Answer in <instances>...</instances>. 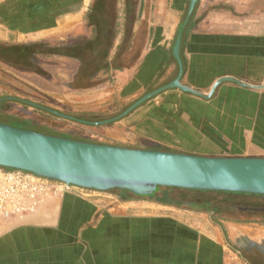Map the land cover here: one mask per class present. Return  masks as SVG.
Returning a JSON list of instances; mask_svg holds the SVG:
<instances>
[{
    "label": "crops",
    "instance_id": "0c3cea01",
    "mask_svg": "<svg viewBox=\"0 0 264 264\" xmlns=\"http://www.w3.org/2000/svg\"><path fill=\"white\" fill-rule=\"evenodd\" d=\"M188 2L35 0L34 24L28 29L39 33L31 41L48 42L52 49L39 57L67 65L71 91L98 97L87 111H101L103 118L109 102L116 105L117 117L177 77L179 63L173 48L180 35L179 83L206 95L223 79L212 95L201 98L177 88L163 89L107 123L96 136L141 144L128 146L132 148L167 146L194 155L264 157V0H196L187 16ZM78 46H86L82 55L75 51L69 55ZM92 63L99 65L87 68ZM79 79L84 84L74 86ZM117 194L112 189L72 190L51 198L36 214L4 222L0 264H137L138 232L131 227L137 216L123 209L138 201H124ZM140 202L188 210L185 204ZM237 206L248 211L244 218L224 219L258 228V239L237 240V252L248 264H264V206L254 202ZM234 208L227 206L236 212ZM146 217L153 223L171 221L164 215ZM223 222L218 220V225ZM94 233L97 237L91 236ZM146 234L152 240L155 233ZM94 240L107 242L108 251L94 253L90 248ZM243 242L251 247H242ZM180 254L174 255L181 259ZM168 258L151 253L147 264H173Z\"/></svg>",
    "mask_w": 264,
    "mask_h": 264
},
{
    "label": "rangeland",
    "instance_id": "374dc122",
    "mask_svg": "<svg viewBox=\"0 0 264 264\" xmlns=\"http://www.w3.org/2000/svg\"><path fill=\"white\" fill-rule=\"evenodd\" d=\"M34 1L0 0V45L33 42L31 40L39 34L28 29L34 24ZM26 12L30 13L28 17L25 15ZM9 56L8 53L0 49V58L2 59H0V122L44 134L98 141L96 143L105 142L103 144L112 143V145L119 143L125 147L141 145L136 140H110L100 137V135L96 136L106 124L86 125L51 113V111H55L87 121H100L119 114L112 101L107 104L105 111H102L107 115L104 118L101 111H87L88 105L98 97L85 95L83 90H70L72 84L67 76L65 63L51 64L49 57L42 58L37 55L33 60L27 58L13 63L16 69L6 64L10 60ZM83 84L81 79L73 83L77 87H81ZM166 147L160 146V150H167ZM85 189H82L83 192ZM61 195H50L42 208L44 209L45 204L49 203L53 197ZM173 197L176 200L189 202L201 199L238 205L254 202L264 206V197L258 196L176 192ZM134 200L138 201L137 205H131L123 211L137 216L136 219H133L134 222L131 226L138 232V238L135 241L137 254L134 260L137 264H147L151 253L160 258L162 255L167 256L169 262L173 261V264H248L237 252V240L244 236L258 239L257 226L232 225L219 214L203 210H189V208L186 210L184 207L172 206L170 208L146 206L140 202L145 201V198L137 197ZM107 208H105L106 211ZM224 213L229 216L234 215L230 211ZM146 215H164L172 222L153 223ZM258 215L247 214L251 218H257ZM218 220L224 222L218 225L220 224ZM148 232L155 233L152 235V240L151 236L146 234ZM91 236L97 237V233L91 234ZM147 236L149 237L145 238ZM93 243L90 248L96 254L98 249H101L99 252L102 254H105L109 249L107 242L98 244L94 240ZM83 251L84 248L81 252L83 253ZM176 252L181 253V259L174 255Z\"/></svg>",
    "mask_w": 264,
    "mask_h": 264
},
{
    "label": "water",
    "instance_id": "95a60500",
    "mask_svg": "<svg viewBox=\"0 0 264 264\" xmlns=\"http://www.w3.org/2000/svg\"><path fill=\"white\" fill-rule=\"evenodd\" d=\"M196 0H189L187 16ZM179 37L173 48L178 60L177 77L150 92L117 117L100 121L75 119L86 125H104L128 113L152 95L177 88L201 98V94L179 83L181 64ZM227 80V79H224ZM0 166L29 171L74 186L106 191L125 189L136 195L151 194L157 186L264 195V157L204 156L160 149L130 148L44 134L0 122Z\"/></svg>",
    "mask_w": 264,
    "mask_h": 264
},
{
    "label": "built area",
    "instance_id": "2783aa9c",
    "mask_svg": "<svg viewBox=\"0 0 264 264\" xmlns=\"http://www.w3.org/2000/svg\"><path fill=\"white\" fill-rule=\"evenodd\" d=\"M85 188L0 166V225L38 212L50 195Z\"/></svg>",
    "mask_w": 264,
    "mask_h": 264
},
{
    "label": "trees",
    "instance_id": "16d2710c",
    "mask_svg": "<svg viewBox=\"0 0 264 264\" xmlns=\"http://www.w3.org/2000/svg\"><path fill=\"white\" fill-rule=\"evenodd\" d=\"M85 47L86 46L74 47L72 49V52L69 53V55L72 54L73 51H75V55H82ZM0 49L10 55L9 56L10 60H8L6 64L12 68H16V66L13 63L17 62L18 60L20 61V60H24L27 58L28 59L30 58L31 60H33L35 57H37V55H48L52 51L50 44L48 42H32V43H25V44L17 43V44H12V45L5 44V45H0ZM61 49H63V54L67 55V48L62 47ZM90 65L94 67V65L98 66L99 64H94V63L86 64L87 68L90 67ZM112 190H116L119 198L124 201L139 197V198H145V199H148L154 202L175 205V206H182L185 204L191 210H203L207 212L213 211L214 213L216 212L217 214H222L220 213V211H223L227 208L226 206L224 208L223 206H221L220 204L221 201L219 202L218 200H201V199H195L192 202L180 201V200H176L173 197V195L176 192H182V193L197 192V193H215V194L264 197V195H258V194L182 189V188H177V187H164V186H157L156 189L151 194H146V195H136L125 189H112Z\"/></svg>",
    "mask_w": 264,
    "mask_h": 264
},
{
    "label": "flooded vegetation",
    "instance_id": "af4514ba",
    "mask_svg": "<svg viewBox=\"0 0 264 264\" xmlns=\"http://www.w3.org/2000/svg\"><path fill=\"white\" fill-rule=\"evenodd\" d=\"M221 204V206H223V208L225 207V205L226 204H228L227 206L230 208V209H232V208H234L237 204H232V203H226V202H222V203H220ZM226 206V207H227ZM239 207L237 206V207H235L234 209L236 210V212H233V211H230L229 209H227V211H230L231 212V214L233 215V216H229V215H225V213H222L221 214V216L223 217V218H227V219H236V218H238L237 220H239V218L240 219H242V218H244L243 216H244V214H246L248 211L247 210H239L238 209ZM233 210V209H232ZM224 212H225V210H223ZM236 213H238V214H236ZM242 247H244V248H250L251 246L249 245V243H244L243 242V245H242Z\"/></svg>",
    "mask_w": 264,
    "mask_h": 264
}]
</instances>
